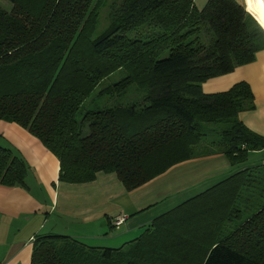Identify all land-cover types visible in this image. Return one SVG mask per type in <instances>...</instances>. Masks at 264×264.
<instances>
[{
  "label": "trees",
  "instance_id": "16d2710c",
  "mask_svg": "<svg viewBox=\"0 0 264 264\" xmlns=\"http://www.w3.org/2000/svg\"><path fill=\"white\" fill-rule=\"evenodd\" d=\"M6 1L0 120L24 128L56 157L58 181L114 173L131 191L194 155L197 122L228 124L219 147L229 164L264 149V137L237 119L253 108L245 81L211 93L200 87L264 49V30L236 0H205L200 8L193 0H122L97 35L98 0ZM119 69L124 76L97 95L133 85L141 99L80 114L95 86ZM27 171L20 155L0 145L1 186H24ZM31 243L29 264H264V169L232 174L119 246L54 233H37Z\"/></svg>",
  "mask_w": 264,
  "mask_h": 264
},
{
  "label": "crops",
  "instance_id": "0c3cea01",
  "mask_svg": "<svg viewBox=\"0 0 264 264\" xmlns=\"http://www.w3.org/2000/svg\"><path fill=\"white\" fill-rule=\"evenodd\" d=\"M242 1L254 16L253 0ZM239 80L249 85L253 108L238 112L237 119L264 137V49L255 53L252 62L228 75L209 78L200 87L211 93ZM0 145L20 155L28 166L24 186L0 185V264H29L32 237L37 233L65 234L91 246H119L158 215L232 174L245 168L264 169V149L248 152L242 163L229 164L217 147L125 191L114 173L97 172L85 183L58 181L56 157L13 122L0 120ZM121 215L123 221L113 227L112 220Z\"/></svg>",
  "mask_w": 264,
  "mask_h": 264
},
{
  "label": "rangeland",
  "instance_id": "374dc122",
  "mask_svg": "<svg viewBox=\"0 0 264 264\" xmlns=\"http://www.w3.org/2000/svg\"><path fill=\"white\" fill-rule=\"evenodd\" d=\"M122 0H98L97 1V16H96V28L95 35H97L100 31L106 28L110 22V14L113 10V7L117 6L121 3ZM205 1V0H204ZM203 0H193L194 5L197 8H200L203 3ZM238 3L243 5L242 0H236ZM253 6L251 12L254 16L253 19L258 23V25L264 30V7H257L254 4V0L252 1ZM0 7L8 10L10 7V3L6 0H0ZM94 35V36H95ZM130 35V33H128ZM231 72L222 74L221 76L228 75ZM233 73V72H232ZM124 76V70L119 69L111 72L106 77H104L95 88L89 93V95L83 100L80 105L79 111L80 114H83L85 110H92L96 108H109L113 106L126 105L129 103H133L139 101L144 94L142 91L137 90L135 86H129L123 94L120 95H102L98 96L97 91L112 82L117 81L121 77ZM219 77V76H217ZM209 79V78H208ZM207 80V79H206ZM210 81V80H209ZM204 82V81H203ZM201 86V83H200ZM227 123L217 122V123H207V122H197L198 131L202 134L199 142L193 146V153L199 154L203 153L206 150L217 148L220 146L219 144V134L220 130L227 127ZM189 196V195H186ZM54 219V218H53Z\"/></svg>",
  "mask_w": 264,
  "mask_h": 264
},
{
  "label": "built area",
  "instance_id": "2783aa9c",
  "mask_svg": "<svg viewBox=\"0 0 264 264\" xmlns=\"http://www.w3.org/2000/svg\"><path fill=\"white\" fill-rule=\"evenodd\" d=\"M123 219H124L123 215L115 217L113 220V225L118 226L123 221Z\"/></svg>",
  "mask_w": 264,
  "mask_h": 264
},
{
  "label": "bare ground",
  "instance_id": "6f19581e",
  "mask_svg": "<svg viewBox=\"0 0 264 264\" xmlns=\"http://www.w3.org/2000/svg\"><path fill=\"white\" fill-rule=\"evenodd\" d=\"M254 4L257 5V7H260V8H262V6L264 7V5L260 4V3L258 2V0H254ZM262 12L264 13V10H263V9H262ZM263 16H264V15H263Z\"/></svg>",
  "mask_w": 264,
  "mask_h": 264
},
{
  "label": "snow or ice",
  "instance_id": "6c2138e0",
  "mask_svg": "<svg viewBox=\"0 0 264 264\" xmlns=\"http://www.w3.org/2000/svg\"><path fill=\"white\" fill-rule=\"evenodd\" d=\"M249 2L251 3V0H249ZM258 2L262 5H264V0H258Z\"/></svg>",
  "mask_w": 264,
  "mask_h": 264
}]
</instances>
